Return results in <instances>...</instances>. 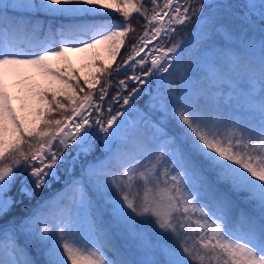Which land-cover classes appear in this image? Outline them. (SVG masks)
Instances as JSON below:
<instances>
[{
  "label": "snow or ice",
  "instance_id": "6c2138e0",
  "mask_svg": "<svg viewBox=\"0 0 264 264\" xmlns=\"http://www.w3.org/2000/svg\"><path fill=\"white\" fill-rule=\"evenodd\" d=\"M9 70L25 114L0 81V264H264V0H0Z\"/></svg>",
  "mask_w": 264,
  "mask_h": 264
},
{
  "label": "rangeland",
  "instance_id": "374dc122",
  "mask_svg": "<svg viewBox=\"0 0 264 264\" xmlns=\"http://www.w3.org/2000/svg\"><path fill=\"white\" fill-rule=\"evenodd\" d=\"M163 2H164V0H159V3L161 5V7L163 6ZM241 2H243V0H225V1H223V3H225V4H227V3L237 4V3H241ZM101 11H109V16L106 17V19L113 18L112 15H113L114 12H110V10H101ZM165 11H167V9H165ZM152 14L153 13H151V15ZM151 15L149 17H151ZM165 18L167 19V17H165ZM229 23H231L232 26L235 27V28L239 27L238 24H235V23H233L231 21V18H229ZM154 26L158 27L159 26V22H154ZM183 26H185L187 28V31H188V33L186 34V36H187L191 32L192 28L194 27V24L193 23H188L186 25H182L181 27H183ZM150 35H151V32H150ZM174 35L175 34H173V37H174ZM179 39H183V38L182 37H178V38H175L173 41H171L170 39L165 37L163 33H161V36L159 38H157L156 40H154L152 44H149L148 48H146L145 51L141 53V55L144 56L146 54H149V50L152 49L154 47V45H157V44H160V43L163 42V44L165 46H170L171 43H173V42H175V40H179ZM120 52H121V50H120ZM120 52H119V54H120ZM119 54L117 55V58H116L115 62L112 65V69H113L112 76L115 75V73H116L114 71V69L118 65L121 64V62H120L121 57H119ZM129 55H130V53H129ZM137 59H139V57H137ZM69 60H70V63H71V68L76 70V75L79 78L85 80L86 77L90 78V74H93V69L87 67V60H86L84 54H69ZM187 63L188 62H184V65H182V67L186 66ZM150 66L151 65H150V61H149L148 64L145 67H150ZM137 70H139V66H137ZM170 71H172V70L170 69ZM173 74L178 75L177 78H176V83H174V84H179V81H180V70H176ZM96 75H98V74H96ZM165 75H167V74H165ZM117 77L119 79H125L124 73L122 75H118ZM23 79H24L23 74L18 73V72H13L11 70H9L6 74H0V81H3V83H5L7 85L8 92H9L10 96L13 97V99H12L13 108L17 109L18 114H21V115L25 114V113H20L19 112L20 106H21V100L24 97V88L26 86L25 84L21 83V81H23ZM149 79L151 80L153 78H149ZM118 82H119V80L117 81V83H114V81L112 82V86L108 90V96L106 97L105 101H103V102L98 100V96H99L98 88H99V86H97L96 87V92L98 93V95L96 97H93V102L102 104L105 109L107 108L109 103H112L113 107L117 108L118 105H115L111 101V97L116 94L115 90H116V88L118 86ZM128 83H131V81H128ZM86 87H88V86L86 85ZM153 87H155V86H153ZM85 114H87V113H85ZM90 118L91 119L95 118V112H93V115ZM77 119H79V118L77 117ZM56 187H59V185H56Z\"/></svg>",
  "mask_w": 264,
  "mask_h": 264
},
{
  "label": "trees",
  "instance_id": "16d2710c",
  "mask_svg": "<svg viewBox=\"0 0 264 264\" xmlns=\"http://www.w3.org/2000/svg\"><path fill=\"white\" fill-rule=\"evenodd\" d=\"M149 11H148V16L151 15L152 11V5L148 4L147 5ZM113 18L115 19H122L121 17L118 16V14L116 13H113ZM102 19H106V17H102ZM131 23L135 29L134 32H129L128 36L125 38V44L123 45V47L121 48V52L119 54V57H121V61H123L125 58H127V56L129 55L131 49H130V44L132 42H136L138 41L139 37L143 34V31L145 30V24H146V21L144 20L143 17H139L138 14H133V17H132V20H131ZM188 33L187 31V28L185 26L181 27L178 29V32L174 35V37L171 39V41H173L175 38H178V37H182L184 38L186 36V34ZM184 62H188L187 59H185ZM72 75H76V70L71 68V74L67 77L69 79H71V76ZM178 75H175L173 74L170 78L171 80L176 83V78H177ZM114 77V76H113ZM119 80L118 77H114L113 81L114 83H117V81ZM73 83H75V80H72ZM80 85L82 87L85 88V91H88V87H86L85 83H84V80L80 78ZM94 91V97H96L98 95V93L96 92V89H93ZM84 93H78V96H77V101H79L82 97H83ZM58 99H60L66 106H67V112H65V115H69L70 114V111H71V107L72 105H69L68 104V101L65 100L63 97H58ZM143 101H141L142 103ZM60 111H64V110H60ZM56 118H61L60 115H59V112L56 114ZM25 203H27V201H25Z\"/></svg>",
  "mask_w": 264,
  "mask_h": 264
},
{
  "label": "water",
  "instance_id": "95a60500",
  "mask_svg": "<svg viewBox=\"0 0 264 264\" xmlns=\"http://www.w3.org/2000/svg\"><path fill=\"white\" fill-rule=\"evenodd\" d=\"M177 27H179V26H177ZM124 72V69L122 68L121 69V72L120 73H116L115 75H119V74H121V73H123Z\"/></svg>",
  "mask_w": 264,
  "mask_h": 264
},
{
  "label": "bare ground",
  "instance_id": "6f19581e",
  "mask_svg": "<svg viewBox=\"0 0 264 264\" xmlns=\"http://www.w3.org/2000/svg\"><path fill=\"white\" fill-rule=\"evenodd\" d=\"M160 26V25H159ZM163 33V32H162Z\"/></svg>",
  "mask_w": 264,
  "mask_h": 264
}]
</instances>
